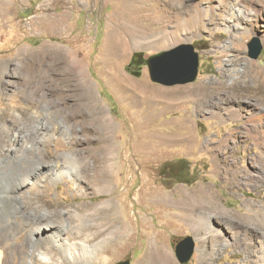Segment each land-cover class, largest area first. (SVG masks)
<instances>
[{
	"label": "rangeland",
	"instance_id": "374dc122",
	"mask_svg": "<svg viewBox=\"0 0 264 264\" xmlns=\"http://www.w3.org/2000/svg\"><path fill=\"white\" fill-rule=\"evenodd\" d=\"M203 1L206 5L208 0ZM215 1L218 3V0ZM179 2L193 5L195 0H11L1 7L0 61L9 62L4 82L17 80L22 77L21 74H31L24 71L13 76L23 49L45 53L61 49L72 56L76 71H85L92 95L113 118L108 139L113 148L119 149V153L109 157L110 163L115 164L109 194L94 193L85 182L82 184L84 190L80 192L65 176L57 180L42 177L39 186L47 184L48 193L39 192L41 188L35 193L39 198L47 196V204H53L48 207L40 203L43 210L49 208L51 212L61 213L72 211L79 204L96 205L105 197L119 200L120 209L115 214L122 215L128 228L123 237L124 246L116 252H108L110 258L106 262L96 258L87 264H116L125 260H129L130 264H156L149 261L155 244L161 251L158 252L160 264H179L171 242L186 235L194 237L197 252L185 264H252L246 254L251 251L245 245L229 242L223 247V243L213 236L206 239L203 225L199 231H194L176 216L179 209L160 201L161 196L171 194H176L174 199L178 200L179 195H187L189 190L179 183L172 189H166L159 168L163 162L178 158L190 162V168L199 172L194 184L196 189L188 188L201 198L196 203L198 211L204 216L211 215V223L220 228L230 241L232 235L226 223L216 220V217H227V212L223 211L228 210L255 216L256 210L262 212L261 209H264V146L255 143V138L259 139L261 135L252 128L264 127V119L256 125L248 116L253 105L258 108L264 106V0H228L209 12L210 20L199 33L186 31L175 39L173 23H170L168 32L163 36L160 30L163 26L157 19L162 12L165 15L174 11ZM232 3H236V9H240L243 15L237 21L228 20V12L234 8ZM44 17L61 18L62 23L43 22ZM118 17L121 22L119 31L125 33L127 28L135 26L141 29L140 36L147 41L139 45L129 44L123 52L117 49L114 59H104L107 24L115 22ZM161 37L164 38L163 42L158 41ZM150 38L156 41L153 43ZM252 39H257L262 45L261 54L256 60L248 57L247 45ZM183 43H191L199 54V73L193 83L199 82L196 86L203 92L202 97L186 98V103L192 106L191 117V107L186 105L183 110L156 115L150 123L141 124L146 116L143 109L138 113L137 107L129 106L120 99L119 94H113L112 87H107L114 85L111 71L117 77L118 71H126L125 67L130 65L137 51H146V55L150 56ZM212 80L224 82V86H215ZM18 83H8L7 86L0 82V88L9 91L18 88L11 97L0 92V129L3 127L6 130L0 133V141L7 143L24 128L33 125L38 126V133H48L52 121H56L63 133L47 136L50 146L47 162L52 163L55 154L69 150L66 140L83 139L85 132L81 128V117H71V98L58 108L53 102L58 101L57 97L54 100L49 97L41 99L44 109L38 112L31 103V98H40L31 95L33 86H19ZM44 92L48 94L46 90ZM236 110H240V114ZM11 112L16 117L9 115ZM36 114L42 115V118L37 120ZM185 117H190L188 120L193 128L198 117L204 118L199 121L197 132L201 144L193 145L190 149L175 145L147 147L145 144H134L144 140L140 136L146 132L181 133L178 126L169 122H183ZM72 126L74 130L70 131ZM57 139L60 141L57 142ZM82 147L78 145V149ZM84 161L86 159L77 158L76 166L83 165ZM90 163L93 164V161ZM28 168L32 169L31 166ZM33 182L31 176L28 183ZM117 193L120 195L116 196ZM17 195L27 196L28 189ZM244 199L252 202V208L244 205ZM257 206L260 207L257 209ZM235 222L241 228V233L248 227L244 219L235 218ZM29 229L20 228V242L25 240ZM33 244L37 242L33 241L31 246ZM104 247L116 248V245L108 243ZM54 259L53 263L59 264L60 254ZM63 264L83 263L65 261Z\"/></svg>",
	"mask_w": 264,
	"mask_h": 264
},
{
	"label": "bare ground",
	"instance_id": "6f19581e",
	"mask_svg": "<svg viewBox=\"0 0 264 264\" xmlns=\"http://www.w3.org/2000/svg\"><path fill=\"white\" fill-rule=\"evenodd\" d=\"M9 1L11 0H0V10L2 5L8 4ZM227 1L218 0V3H216L215 0H208L206 5H204L203 0H195L193 5H183L179 2L174 11L166 12L165 15L160 12L161 15L157 20L163 26L160 29L162 35L164 36L168 32L167 29L170 23H173L172 32L175 39H179L180 35L186 31L199 33L201 28L210 20L209 12L215 11ZM231 5L234 8L228 12V20L237 21L243 17L242 12L240 9H236V3ZM42 20L43 22L55 21L59 25L62 23L61 18L49 19L44 17ZM120 25L119 17L115 22L107 24L104 59H114L117 49L123 52L129 44L139 45L147 41L141 38V29L128 25L130 28H127L123 33L119 31ZM163 39L161 37L158 41L163 42ZM151 41L156 40L151 39ZM22 51L18 61L19 65L13 76L24 71L31 74H21V78L6 83L3 79L9 68V62L0 61V82L7 85L17 81L19 86L32 85L31 95L40 97L39 99L37 97V99L31 98V103L38 112L44 109L41 99L57 97L58 101L54 99L52 101L56 104L55 107L58 108L68 98H71L72 103L69 106L72 113L71 117H81V128L84 130L85 135L83 139H65L69 150L55 154L52 163L47 162L50 155L47 136L58 132L63 133L62 128L56 121H52L50 133H38V126L33 125L29 128L26 127L27 129L24 128L19 135H14L13 139L7 143L0 141V264H54V258L57 254H60L61 259L59 264H63L65 261L87 264L96 258L99 261L106 262L110 258L108 252H116L124 246L123 237L128 231L122 215L115 214L120 209L118 199L105 197L96 205L79 204L72 211L67 210L61 213L51 212L48 210L49 208L43 210L39 205L40 203L46 204L48 207L53 206V204H47V196L39 198L36 197L37 194L35 193H37L38 188H41L39 192L48 193L47 184L42 187L39 186L42 177L46 176L51 180H57L65 176L71 179L80 192H83L84 187L82 184L85 182L94 193L109 194L112 190L115 169V164L110 163L109 157L111 154L119 153V149L113 148L108 139L113 118L92 95L87 74L84 70L76 71V63L69 53H65L61 49L47 53L33 52L30 49H23ZM262 72L264 74V71ZM211 82L215 86H224V82L215 80ZM231 85L233 86V83ZM17 89L12 88L9 91L0 88V92L11 97L14 96ZM45 90L49 95L44 92ZM236 112L240 114V110H236ZM9 115L14 114L11 112ZM14 116L16 117V115ZM41 116L36 114L35 118L38 120L42 118ZM248 116L249 120L257 125L264 119V106L258 108L253 105ZM252 128H254L255 133L260 134L262 137V139L259 137L260 140L254 137L255 143L263 147L264 127L253 126ZM4 130L2 127L0 133ZM73 130L72 126L70 131ZM56 141L59 142L60 140L57 139ZM80 144L83 147L78 149ZM185 147L190 149L192 145H186ZM79 157L88 161H84L81 166H76V160ZM91 160L93 164L90 163ZM28 166H31L32 169H29ZM31 176L34 178V182L28 183ZM25 189H28L27 196L17 195ZM119 195L120 193H117L116 196ZM243 203L251 207L250 203L252 202L244 199ZM258 207L260 206H257V209ZM261 210L262 212L256 210L254 212L255 216L254 214L250 216L228 210L223 211L227 212V217H216V220L226 223L231 232L232 241L228 239L229 237H225L220 228L211 223V215L202 216L205 238L213 236L217 241L223 243V247H226L229 242L233 245H245L247 250L251 251L246 252L247 258H251V263L264 264V209ZM182 215L186 223L192 226L196 225L195 217H197V213L194 209H187ZM235 218L244 219V222H247L248 227L244 232L242 231L243 235H241V228L237 226ZM22 227H30V229L27 231L25 240L20 242V228ZM33 241L37 244L31 246ZM108 243H111L112 246L116 245V248L104 247ZM152 252L149 261L160 264L158 252L161 251L156 244L153 245ZM16 255H18V261H16Z\"/></svg>",
	"mask_w": 264,
	"mask_h": 264
},
{
	"label": "crops",
	"instance_id": "0c3cea01",
	"mask_svg": "<svg viewBox=\"0 0 264 264\" xmlns=\"http://www.w3.org/2000/svg\"><path fill=\"white\" fill-rule=\"evenodd\" d=\"M111 73H112L111 79L112 81H114L113 83L114 85L112 86L107 85V87H112L113 94L115 95L119 94L120 99L122 101H126V103L129 104V106L137 107L138 113L140 112V109H143L146 116L144 117L143 123L141 124L150 123L155 118L156 115L160 116L163 113L183 110L186 105H189L191 107V112H190V117H191L192 116L191 113L193 111L192 106L189 103H186V98L193 99L195 97H200V96L202 97L203 94V92L198 89L199 87L196 86L199 82L198 83L192 82V84L189 83L185 85H175V86H164L161 84L153 83L149 79L148 70L145 66L141 68V70L139 71L140 74L138 76L130 74L127 71H122V72L118 71V77L113 72V70L111 71ZM117 82H120V84ZM179 86H181V88ZM190 117H185L183 122H177L175 120L169 122L170 124H174L175 126H178L181 129V133L169 135V134H160L156 132H146L144 135L140 136V138H143L144 140L134 144L161 145V146L175 145V146H179L182 149H184L186 145H192V147L193 145H199L201 144L198 141V136H197V132L199 129V121L204 118L198 117L195 120L196 126L193 128V126L190 124V121L188 120ZM144 127L146 126L144 125ZM189 134H191V136H189ZM178 159H185V158H178ZM178 159L165 161L162 164L166 162L176 161ZM190 170L194 171V169L191 168ZM197 174H199V172H197ZM194 184L192 185L183 184L185 185L186 189L189 191L187 195H183V196L179 195L178 200L174 199V195L176 194H171V196L164 195L161 196L159 199L161 202L162 201L168 202L169 203L168 206H174L177 209H179L176 216L183 223H186L182 215L184 211L191 208L194 209L197 213V217H195L196 225L194 224L195 226H192L189 225L188 223L186 224L197 232L201 229V225H203V229H204V224H202L203 222L201 220V217L204 216V214H201L196 206L197 200L201 198L198 197L196 194H194L195 191H191L190 189H188L190 187H194L193 189H196ZM175 186L176 184L172 186L171 189L174 188Z\"/></svg>",
	"mask_w": 264,
	"mask_h": 264
},
{
	"label": "water",
	"instance_id": "95a60500",
	"mask_svg": "<svg viewBox=\"0 0 264 264\" xmlns=\"http://www.w3.org/2000/svg\"><path fill=\"white\" fill-rule=\"evenodd\" d=\"M248 57L256 60L262 51V45L257 39H252L248 45ZM144 52L135 53L132 62L136 65L144 63L148 70L149 79L153 83L164 86H175L192 83L199 73V54L191 43L176 45L168 50L157 52L142 59ZM135 58L140 62H135ZM139 72H133L138 76ZM175 255L179 264L187 263L197 251L195 240L187 236L174 246ZM116 264H130L129 260Z\"/></svg>",
	"mask_w": 264,
	"mask_h": 264
},
{
	"label": "trees",
	"instance_id": "16d2710c",
	"mask_svg": "<svg viewBox=\"0 0 264 264\" xmlns=\"http://www.w3.org/2000/svg\"><path fill=\"white\" fill-rule=\"evenodd\" d=\"M126 71L130 74L129 66H126ZM159 175L164 180V185L171 188L177 183L192 185L197 181L198 174L190 170V163L185 159H178L172 162H166L159 168Z\"/></svg>",
	"mask_w": 264,
	"mask_h": 264
},
{
	"label": "flooded vegetation",
	"instance_id": "af4514ba",
	"mask_svg": "<svg viewBox=\"0 0 264 264\" xmlns=\"http://www.w3.org/2000/svg\"><path fill=\"white\" fill-rule=\"evenodd\" d=\"M138 52H140V51H137L136 53H138ZM142 52H144V55H142V59L144 58V59H146L148 56L146 55V51H142ZM141 60L140 59H138V58H135V62H140ZM132 62V60L130 61V65H129V68H130V70H131V72H139L140 70H141V68L143 67V66H145L144 65V63H142V64H140V65H136L135 63H131ZM187 236H192V235H186V237ZM193 237V236H192ZM194 238V237H193ZM183 238H180V239H176V240H172V242H171V245H172V247L174 248V246L180 241V240H182ZM195 245H196V242H195Z\"/></svg>",
	"mask_w": 264,
	"mask_h": 264
}]
</instances>
